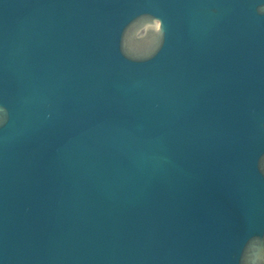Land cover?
<instances>
[{
  "label": "water",
  "instance_id": "95a60500",
  "mask_svg": "<svg viewBox=\"0 0 264 264\" xmlns=\"http://www.w3.org/2000/svg\"><path fill=\"white\" fill-rule=\"evenodd\" d=\"M258 0H0V264H236L264 234ZM159 16L134 63L124 26Z\"/></svg>",
  "mask_w": 264,
  "mask_h": 264
},
{
  "label": "clouds",
  "instance_id": "9594fccd",
  "mask_svg": "<svg viewBox=\"0 0 264 264\" xmlns=\"http://www.w3.org/2000/svg\"><path fill=\"white\" fill-rule=\"evenodd\" d=\"M256 13L264 16V0L256 3ZM168 32L163 20L150 12H139L121 31L120 53L128 61L143 63L152 60L164 47ZM10 113L0 106V125H6ZM259 173L264 176V154L256 162ZM236 264H264V234H252L246 240Z\"/></svg>",
  "mask_w": 264,
  "mask_h": 264
}]
</instances>
